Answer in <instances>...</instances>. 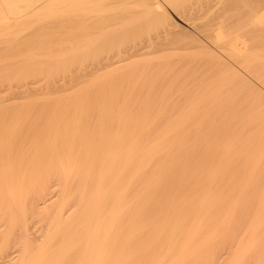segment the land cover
<instances>
[{
    "label": "bare ground",
    "instance_id": "bare-ground-1",
    "mask_svg": "<svg viewBox=\"0 0 264 264\" xmlns=\"http://www.w3.org/2000/svg\"><path fill=\"white\" fill-rule=\"evenodd\" d=\"M166 1H168L171 4L172 9L174 8L178 12L179 16L181 17V18L180 17L179 18L182 19V22H184L187 25L188 29L184 28L182 26H181L182 28L179 27V25H177L178 23L174 24L175 23L174 21H173L174 23L170 22L169 19H171V18H168L167 12L166 11H165L166 13L163 12V10L161 8L164 5L161 6V4L158 0H0V30L5 31V30H8L12 27H16V26H20V25L22 28L25 24L29 25V29L31 28V30L34 34L40 33V32L42 33V31H44V32L47 31L45 33H49L51 31L57 30V29H61V32H62V29H66V30L68 29L70 31V33H72L71 35H69L70 33L69 34L67 33L68 34L67 36H69L68 38H70V40L67 38L66 35H64V36H66V41L68 39L67 43L71 42V44L69 43L68 49L65 50L63 48L64 47L67 48L66 47L67 45L64 46V44H62V42H61V45H63V48L61 47V49L65 50V51L68 50L70 53H72V51L75 52L77 54V57L75 56V53H74V56L76 57L77 60L79 59L78 61H80V64H82L83 62H85V61L87 62L89 60L88 59L89 55H90V53L92 54V52L90 51V48L91 49L93 48L91 46L96 44V42L99 39L103 40V39H101V38H103L102 36H105L108 33L114 31L115 29L112 30L111 28H113L116 25H120L119 23H122L123 21L126 22V21H129L132 19V22H133L135 20L134 21L135 26H136L137 22L138 23H140V22L152 23L153 25H155V23H156L157 24L156 27H158L159 24H162V23L164 24V27H162L161 29H160L161 26L159 25L160 26L159 32L157 31L158 28H157V30H155L156 28L154 27L153 30H155L157 32H154V33L152 32V34L154 35L155 33H157V35L156 36L154 35L155 37L153 38V35L151 34L152 35L151 40L146 42V45H143L144 42L142 43V46H140L137 43L138 45H133L134 47L131 46L132 48L131 47H129V48L124 47L123 48V46H122L123 49H121V48L118 49V45H120V47H121V43H120L121 40L119 37L123 34L118 33L119 31L117 32L118 29L119 30L122 29L123 25H121V27H120L121 29L118 26H116V27H118V29L116 28V30L114 32L118 33V38L115 37V36H117L116 33H115L116 35H114V33H113L114 37L111 36V34L108 35L111 37V38L108 37L109 40H107L108 38L107 39L105 38L107 36L104 37L105 38L104 44L106 41H108L105 44V45H107V46H105V50L107 47L106 55H104V54H102L104 56L99 55V56H101L99 58L97 56L98 60H97V58H94L97 60V61L95 60V62H94V60L91 59L94 62V63H91L93 65L91 66V64L88 62L90 64L91 68L87 63L85 65V67L86 68L89 67L90 69H88V70L85 69L84 72L82 71L83 73H81L80 71H78L80 73L76 72L78 70L77 66H79V65H77L76 66L77 69L75 67L74 68L76 70L73 69L77 74L75 72H74L75 75H73L74 73L71 74L73 72V70H72V72L70 73L72 75V76L70 75L71 78L69 77V75L62 76V77H66V79H67V77H68V79L69 78L70 79L69 80L65 79V81L63 83H58V85L56 84L58 89L63 88L62 90L60 89L61 91H63L66 87H70L75 82L76 83L77 82L82 83L81 81H83V80L89 81V79H87V78H90V77L95 78L96 76L98 77L102 73V71H107V69L109 71V69H111L113 67L115 68V67L121 65L122 63L125 64L126 61H127L126 63H129L128 61L130 59H132L133 57L135 59L139 58V57H135V56H139V54L142 51V49L144 48V46H145V48L148 46L147 47L148 50L150 48V51H148V50L144 51L145 48L143 49V52H141V53H143L144 55L150 54V52L153 48H155V49L152 50V54L157 49L158 50L157 52L164 51L165 55H166L165 51L166 52L167 51L168 52L169 51H175V52L183 51V52H185L187 50L193 49V47L195 46L194 44H196V48H197V45H198L197 43L201 44L202 39H201V43L198 42V39H195L194 36L192 35L193 32L199 33V36H201V38L207 40L210 43L213 42V43H211V45L212 44H213V46L215 45L217 48L224 51V53H227L228 55L232 56L233 58L240 59L241 61L243 60L244 63H245V61H250L252 58H250L246 43L244 42V40H242V35L246 32L252 33V32L257 31V35L263 36V38H264V13L263 14L261 13V15H259L260 13L258 14V12L260 11L259 10L260 7H258L259 11L258 12L256 11L257 16H254V23L256 24V27H253L254 29L252 28V30H249L248 24H247V28H248L247 30H249V31H246L245 27L241 26L237 29V34L236 35L234 34L235 36H231V34H227V29H230L232 22H228L227 20L218 22L215 18L214 13L211 14V12L208 11L211 8L210 7V1L207 0L204 2L203 0H201L204 2V3H202L201 1L197 0V1H199V3H202V4H199V5L198 4H192L191 6H193V7H190V5L187 4L188 2H185V0H166ZM232 1H234V0H232ZM263 1L261 0L260 2H263ZM258 2L259 1H257V3ZM231 3H229V4H231ZM248 3L252 4L251 1ZM253 3H254V1H253ZM170 4H168V5L170 6ZM190 4H191V2H190ZM223 6L225 8V5H223ZM201 10L207 11L210 14L206 13V14H208V17L207 18L205 17L206 18L205 22H203L204 20L201 21V19H200V21L202 23L201 22L197 23L196 19H198V16H200V14H202ZM220 10H223V9H220ZM261 11L263 12L264 10H261ZM246 12L248 13V11H246ZM136 14H138V17L135 16ZM230 15H231V13H230ZM202 16H204V15H202ZM234 16H235V14H234ZM239 16L237 15V18L240 20ZM133 18H136V19H133ZM137 19H139V20H137ZM233 19H236V18H233ZM250 20H251V18H250ZM241 21H242V19L240 20V22ZM101 24H102V26L107 24V26L105 25L104 29L102 27H100V29H102V30L96 29V28H98L99 25L101 26ZM108 24H114V25L113 26L111 25L112 26L111 27ZM152 24H151V26H152ZM132 25H133V23H131V26ZM135 26H132V28H134ZM138 27L140 28V26H138ZM129 28H131V27L129 26ZM129 28H127V29L131 30V31L135 30V29H132V28L129 29ZM139 28H137V29L139 30ZM137 29H136V32L138 31ZM147 29H148V26H147ZM128 30L122 29L120 32L125 33V31H126L127 34L131 33V31H128ZM148 31H150V30H148ZM16 32L17 31H15V33ZM63 32H66V31H63ZM190 32H191V34H190ZM9 33H10V31H9ZM52 33H54V31ZM55 33H56V31H55ZM19 34L22 35V33H19ZM25 34H27V33L25 32ZM61 34H63V33H61ZM119 34H120V36H119ZM11 35H12V33H11ZM16 35H17V33H16ZM13 36H14V34H13ZM150 36H149V38H150ZM181 36H183V37L186 36V38H184V40H183V37H181ZM252 36H254V35H252ZM46 37H47V35H46ZM123 37H124V35H123ZM180 37L182 38L181 41H183V42L180 41ZM189 37H190V39H189ZM187 38L190 41H187ZM258 38H262V37H258ZM51 41H52V43L56 42V41L54 42V40H51ZM144 41H146V40H144ZM254 41H253V43H254ZM42 42L45 44L46 42L47 43L50 42V40L46 41V42H44V41H42ZM188 42L192 46H189ZM256 42L257 41H255V43ZM37 43H36V45L34 44L35 47H33V48H35V50H36L37 45H38L37 48H40V47L46 45V44L44 45L43 43H40V42H37ZM56 43H58V42H56ZM99 43H101V41ZM55 44H53V45H55ZM59 44L60 43H58L57 46L56 45L55 46L58 47ZM98 44H96V45L98 46ZM102 44H99V45L102 46ZM122 44H124V43H122ZM47 45L49 46L50 44L48 43ZM69 45H71V46L69 47ZM32 46H33V44H32ZM55 46H53V48ZM103 46H102V49H103ZM151 46H153V48ZM262 46H264V44ZM2 48H5V47L0 45V49H2ZM50 49H51V47H50ZM199 49H201V47H199ZM40 50H41V48H40ZM57 50H58V48L54 49V51H52V52L56 53ZM197 50H198V48H197ZM65 51H62V52H64V55L69 53L68 51H67V53ZM213 51H214V49H213ZM30 52H33L34 55H36L35 51H30ZM52 52H50V53H52ZM100 52H101V50H100ZM146 52H148V53H146ZM57 53L54 55L57 56ZM180 54H182V53H180ZM96 55H97V53L95 50V56L93 54L91 56L96 57ZM176 55H177V53H176ZM20 56H22V55H20ZM52 56H53V54H52ZM55 56H53V57L49 56V61L52 58L53 59L56 58ZM173 56H175V55H173ZM186 56H187V54H186ZM189 56H192V55H189ZM218 56L216 57L217 60H219ZM140 57H141V54H140ZM214 57H215V55H214ZM226 57H227V55H226ZM22 58H25V56ZM29 58H30V55H29ZM33 58H35V56H33ZM15 59H13V60L15 61ZM26 59H27V57H26ZM60 59H62V57ZM139 59H141V58H139ZM222 59L223 58H221L220 60H222ZM31 60H30V62H32ZM169 60H171V59H169ZM174 60H176V59H174ZM191 60H194V59H191ZM208 60H207V62H208ZM51 61H50V64H53V62L55 63V61H52V63H51ZM72 61H73V59H72ZM72 61H71V64H72ZM33 62H35V60ZM36 62H39V61H36ZM76 62L77 61L75 60V63ZM130 62H131V60H130ZM177 62H178V60H177ZM194 62H195V60L192 63L189 61H188V63H181L179 68L176 66L177 67L176 72L175 73L172 72L174 75L172 74V76H170V78L167 77V78H169V81L175 80L177 82V80H181L183 78V74H184L185 70L189 69L191 67V64L193 65ZM220 62L218 61V63H220ZM257 62H258V60H257ZM78 63H76V64H78ZM135 64H136V62H135ZM196 64H198V63H196ZM73 65H74V63H73ZM83 65H84V63H83ZM178 65H179V63H178ZM202 66H204V65H202ZM167 67H168V65H167ZM70 68L71 67H69V69ZM82 69H83V67H79V70H82ZM175 69H174V71H175ZM32 70H33V66H32ZM115 70H116V68H115ZM231 70H232V68H231ZM35 71L37 72L38 70H35ZM64 71L65 70H63V72ZM224 71H225V69H224ZM113 73H114V71H113ZM163 73H164V71H163ZM25 76H27V75H25ZM5 79H7L6 76H5ZM13 79H14V77H13ZM52 79H51V81H52ZM54 79H56V78H54ZM165 79H166V77H165ZM39 80H40V78H39ZM91 80H90V82H91ZM100 80L96 79V82L100 81ZM103 80H105V79H103ZM56 81L59 82V79ZM166 81H164V82H166ZM13 82L14 81H12V83ZM57 82H55V80H54L52 83L55 84ZM172 82H174V81H172ZM19 83H20V81H19ZM38 84H39V82H38ZM53 84L52 85L50 84V85L52 86V90H55L56 86L54 85L55 87H53ZM98 85H99V83H98ZM78 86L81 87V85H78ZM34 87H32V88H34ZM5 88L7 90V87H5ZM39 88H38V91L41 90ZM74 88H72V89H74ZM85 88H84V90H85ZM10 89H12V88H10ZM23 89H26V88H23ZM58 89H57L56 93L58 91H60ZM48 91H47V94H48ZM81 91H82V89H81ZM9 92H11V91H9ZM9 92H8V94H9ZM32 92H34V90H32ZM44 93H45V90H44ZM82 93H84V92H82ZM85 93H87V92H85ZM16 94H17V92H16ZM23 95L25 96L24 93H23ZM68 95L69 94L67 93V96ZM12 96H15V94ZM58 96L59 95H57V97ZM64 96H66V94ZM64 96H63V98H64ZM18 97H16V98L18 99ZM60 97H62V95ZM60 97H58V98H60ZM26 98H28V97H26ZM46 99H47V97H46ZM48 99H50V98H48ZM68 100H69V97H68ZM0 102H1V98H0ZM52 104H54V103H52ZM72 104H73V102H72ZM87 104H89V103H87ZM67 105H68V102H67ZM9 110H10V107H9ZM18 110H20V109H18ZM46 110H48V109H46ZM67 110L63 112L65 115L61 114L62 117L63 116L66 117V115L70 116V114H72L70 111H67ZM15 111H16V109H15ZM54 112H56V111H54ZM57 113H58V111H57ZM59 113H61V112H59ZM59 113L57 115L61 116V115H59ZM86 113H87V110H86ZM54 114H56V113H54ZM38 116H39V114H38ZM98 116L101 117L100 115H98ZM115 116H117V115H115ZM62 117H60V118H62ZM60 118L55 119L57 121L59 119L58 122L50 123V124H48V126L46 125L47 126L46 128H48V129H45L44 132L39 131V129H40L39 128L38 129L39 133L42 132V134H43L47 130L48 134L47 133H45V134H47L48 137L53 136L54 140L58 139L57 137L59 135L58 132L61 130L60 128L63 127L62 129H65L67 127V125H69L68 121H66L67 122L66 123L64 120V123H66V124H64L62 121L63 118H62V120H60ZM69 118H71V116ZM69 118L67 117V119H69ZM94 118L96 120V116ZM94 118H92L93 123H94ZM4 119H6V117ZM87 120H89V118H87L85 121H87ZM98 120H99V122H100V120H101V122H103L102 118L98 119V117H97V121ZM69 121H70V119H69ZM90 122H91V120L89 121V123L87 121V123L90 124V127H91ZM101 122H100V124H101ZM29 123H30V121H29ZM4 124L3 125L0 124V126L1 125L5 126ZM77 124L75 126H77ZM83 124H86V123L84 122ZM88 124H87V127H84L82 124H80L79 128L82 125L83 128L88 129L87 131H89L90 133H86L87 132L86 130L83 131L82 126H81V128H82L81 132H77V131L72 132L75 128H77V127H75V128L73 127V129H71V132L67 131L66 134L64 135V138H62L61 141L59 140L60 144H58V146L59 145L60 146L59 147L57 146L58 149L53 148L54 150H52V151L50 150V154H48L46 156V158H44L45 160L43 159V161H41V163L39 162V163H35V164L34 163L29 164L31 166L30 167L27 166L26 167L27 169L26 168L24 169L23 168L24 166L18 165L21 163V161H20V163L17 162L18 164H16V163L11 164L8 161V159L10 157H12L13 155L15 156V154L20 152L19 150L22 147L20 143L17 144L18 142L14 141L16 144L15 145L16 147H12V146L9 147L8 146V148H4V146H0V201H1L0 209H3V211L7 215L10 212L11 217H10V219L7 220L8 223H10V224L13 223L12 224V226H13L15 224V221H16L21 226V232L18 235H15V237L12 238L13 240L11 239V236H9L10 239L9 238H3L4 236L0 237V264H264V180H253V179L248 178V180H246L244 182L241 181L242 183L239 181V183L237 184V182L231 183L230 180L229 181L225 180V178H224V181H220V182L215 183V182H212L213 178H212V180H209V178H208V182L207 181L206 182L205 181L204 182H202V181L198 182L195 180L196 183H193V184L191 183L193 181H190V184H188L190 179L188 180V183L187 182L185 183V181H183V180H181V181L177 180V182L180 181L179 183H181V182L185 183V184L184 183L179 184V183L175 182L174 178H173L174 180L173 181L171 180V182H170L169 178L165 177L166 179L169 180L170 183H173V184L176 183V185H173V184L169 185L170 183L167 180V182L169 184H167V185L165 184V185L168 186V188H169L168 189V188H166V186L164 184L162 185L161 183L158 182V179H157L158 176L157 177L152 176L153 184H151L152 183V181L150 180L151 178L149 179V181H151V183H149V181L145 182L144 180L146 178L143 180L145 183H143L142 177H141L142 175L140 176V174H143V176H144L145 172H147V174H148L149 170H151V172L153 174V171H156V169H157L155 167V165H157L156 163H159L158 160H159L160 156L159 157L157 156L158 160L156 157H154V158H156L155 164H154V158H153V154H154L153 151L157 150V148L155 147L154 150H152L151 148H145V149L139 150V152H137L138 151L137 149H136V151H134V149L130 148V147H128L127 149L125 148L123 150V148H121L122 147L121 141L123 140L122 138H119L116 135H115L116 137H114V136L109 137L112 134H110V135H108V137L104 138V134H105L104 132L107 131L108 129L104 131L103 130L104 128H102L103 125L100 126V124L97 122V124L100 127H98V125L96 123H95V125L92 124V127L94 125V126H97L96 128H99L98 129L99 133L98 132L96 133V131H95V133L97 135H99V139L97 140L96 134L89 130ZM119 125H121V124H119ZM71 126H72V124H71ZM7 127H8V125H7ZM31 127H32V125H31ZM92 127L90 128L91 130H93ZM28 128H30V126H28L26 129H28ZM79 128H77V129L79 130ZM81 128H80V130H81ZM93 128H95V127H93ZM108 128H109V130H113V129L117 128V125L115 123H111L110 126H108ZM119 128H120V126H119ZM14 129H15V127H14ZM26 129L25 130L23 129V131H20L23 136H24L23 132H25ZM31 129L34 130L36 128H31ZM42 129H40V130H42ZM124 129H126L125 126H124ZM10 130H12V129H10ZM48 130H49V132H48ZM65 130H68V129L66 128ZM65 130H64V132H65ZM15 131H16V129H15ZM29 131H31V130H29ZM29 131H27V133L26 132L25 133L29 134L28 133ZM34 131L36 133L37 129ZM12 132H10V135L14 133V132L13 133ZM108 132L110 133V131H108ZM1 133H2L3 138H4L5 133L3 134L2 129L0 128V134ZM39 133L37 132V134H39ZM159 133H161V132H159ZM8 134H9V132H8ZM41 135H39V136L41 137ZM159 135L160 134H158V136ZM26 136H28V135H26ZM162 136H163V133H162ZM165 137H167V136L164 133L163 138H165ZM12 138H13V136H12ZM25 138H23V139H25ZM131 138H132V135H131ZM194 138H196V137H194ZM59 139H61V138H59ZM147 140H148V138H147ZM21 141H22V139H21ZM21 141H19V142H21ZM56 141H58V140H56ZM140 141L142 142V139ZM175 141L176 140H174V142ZM27 142H28V140H27ZM136 142H137V140H136ZM159 142H158V145H159ZM24 143H25V141H24ZM55 143H53V144L55 145ZM129 143H131V142H129ZM9 144H11V142ZM46 144L47 143H45V145ZM72 144H73V146H75L74 151H76L78 149L77 153L72 151V149L74 147L72 149L70 148V147H72ZM133 144H137V143H133ZM94 145H97V149H96V147H95V149H93ZM145 145L142 144V146H145ZM154 145H152V146H154ZM158 145H156V146L158 147ZM163 145H164V143H163ZM165 145H166V143H165ZM175 145H176V143H175ZM175 145H173V146H175ZM230 145H232V144H230ZM36 146H37V144H36ZM40 146L42 147V145H40ZM138 146H140V144ZM27 147H29V146H27ZM76 147H77V149H76ZM152 148H154V147H152ZM167 148H168V146H167ZM40 149H43V148H40ZM162 149H163V147H162ZM182 149H184V148H182ZM83 152H84V154L82 155ZM133 152H137V153H133ZM154 152H157V151H154ZM162 152H164V150ZM78 153H80L79 155H81L82 160H85V161H83L85 163L82 164V162L80 160H78L77 155H75ZM158 153L160 154L159 151L157 152V155H159ZM19 155H21V154H19ZM45 155H44V157H45ZM154 155H156V154H154ZM211 155H213V154H211ZM73 156H74V158L76 157L75 158L76 160L73 159ZM83 156H85V159H83ZM165 156H164V158H165ZM15 157H14V159H15ZM29 157H30V155H29ZM78 157H80V156H78ZM258 157H260V156H258ZM81 158H79V159H81ZM176 158L178 159V157H176ZM71 159H73L74 161L78 160L77 162L80 161V163L82 165H80V166L78 165V167H74L75 164L71 163ZM174 160H175V158H174ZM152 161H153V166L151 164ZM185 161H187V160H184V162ZM77 162H75V163L77 164ZM212 162H214V161H212ZM150 165L152 166V168ZM160 165H161V163H160ZM160 165L158 166V169H159ZM220 165H222V164H220ZM148 166H150V169L148 171H145L146 170L145 168ZM175 166H177V165H175ZM210 166L211 165H209V167ZM153 167L155 168V170ZM216 168H218V166ZM219 168H222V167L219 166ZM164 169H163V172H164ZM168 169H170V168L168 167ZM252 169H254V168H252ZM53 171L55 173L57 171L58 179L56 178V176L55 177L52 176L53 174L51 175V173ZM142 172H144V173H142ZM156 173H157V171L153 175H155ZM181 173L183 175H184V173L186 174L185 171H184V173L183 172H181ZM215 173L216 172H214V174ZM254 173L255 172H252V174H254ZM165 174H166V172H165ZM210 174H212V173H210ZM210 174L208 176H211ZM49 175L51 177H49ZM139 176L141 179H139ZM223 176H225V175H223ZM159 177H160V175H159ZM213 177H215V176H213ZM220 177H222L221 174H220ZM249 177L251 178V176H249ZM49 179L52 181V182H50L51 185L49 184L50 185V187H49V185L46 184L47 188L49 187L48 188L49 190L47 192H44V190L46 188V186L44 187V184H45V182L50 181ZM153 179L156 180V183ZM139 180L142 183L138 182ZM147 180H148V177H147ZM165 181H162V182L166 183ZM209 181H211V182H209ZM60 182H61V184L63 183V185H64V188L62 186L63 192L60 189L57 190V185H60ZM139 183H141L140 187H138ZM170 186L173 188H170ZM35 187H37V191H36L37 194L34 191H32V189L34 190ZM237 188H240L241 190H238ZM235 189H237V190H235ZM233 190H235V192L238 191L239 193L237 192L236 194H234V193L231 194V191H233ZM31 191H32V193L35 194L34 197H32ZM244 191H246V192L244 193ZM30 198H31V200H30ZM3 211L1 210V212H3ZM7 211H8V213H6ZM1 214H3V213H1ZM4 221H6V220H4ZM4 224H3V222L0 224V234L2 232L1 229L4 228L3 227ZM15 225H17V224H15ZM6 228H7V226H6ZM11 233H14V232L11 231ZM11 233H9V234H11Z\"/></svg>",
    "mask_w": 264,
    "mask_h": 264
},
{
    "label": "rangeland",
    "instance_id": "rangeland-1",
    "mask_svg": "<svg viewBox=\"0 0 264 264\" xmlns=\"http://www.w3.org/2000/svg\"><path fill=\"white\" fill-rule=\"evenodd\" d=\"M158 1L160 2L161 6L164 5L161 8H162L163 12H165V11L167 12L168 18H171V19H169L170 22L174 21L175 23L174 22L173 23L174 24L178 23L177 25H179V27L182 26L184 28H187V25L184 22H182V19H180L181 17L179 16L178 12L174 8L172 9L171 4L168 1H166V0H158ZM199 1H201V0H199ZM199 1H197V0H185V2H188L187 4H189L190 7H193V6H191L192 4H198L199 5V4L204 3L207 0H203L204 2L201 1L202 3H199ZM208 1H210V7L212 8V9L210 8L211 10L209 9L208 11H210L211 14L214 13L215 18L218 22L226 21V20L228 22H232V25L230 24L231 25L230 29H227V34H231V36H235L237 34V29L241 26L245 27L246 31L252 30L253 27H256V24L254 23V16H257V12L259 10H260L258 12V14L260 13L259 15H261V13L262 14L264 13V11L263 12L261 11V10H264V3H263L264 1L263 0H262L263 2H260L261 0H249V1L248 0H237V1L236 0H234V1H232V0H228V1L227 0L226 1L225 0L224 1L223 0H215V1L214 0H208ZM250 1L252 2V4L248 3ZM253 1H254V3H253ZM257 1H259V2L257 3ZM190 2H191V4H190ZM229 3H231V4H229ZM168 4H170V6ZM223 5H225V8ZM258 7H260L259 10H258ZM220 9H223V10H220ZM246 11H248V13ZM206 13L210 14L207 11H202V14H200V16H198V19H196L197 23H200L202 20H204L203 22L206 21L205 19L208 17V14H206ZM230 13L232 16L230 15ZM234 14H235V16H234ZM202 15H204V16H202ZM237 15L238 16L240 15L239 18H240V20L242 19L241 22L237 18ZM135 16L138 17V14H136ZM233 18H236V19H233ZM250 18H251V20H250ZM133 19H136V18H133ZM200 19H201V21H200ZM137 20H139V19H137ZM134 21L132 22V19L129 21H126V22L123 21L122 22L123 24L119 23L120 25H116V26H118L120 28L121 25H123L122 29L128 30L127 28H129V26L131 28H132V26H135ZM131 23H133L132 26H131ZM144 23L145 22H140V23L137 22L136 23V26L134 28H132V29H135L134 31L136 32V29L139 28L138 26H140L139 30L137 29L138 31L136 33L134 31L128 30V31H131V33L127 34L125 31V33H126L125 34L124 32L123 33L120 32L122 30L121 28H120L121 30H119L118 27H116V26L111 28L112 30L113 29L116 30V28H117L118 29L117 32L119 31L118 33L124 35V37H123V35L120 36V34H119V36H120L119 38L121 40V42H120L121 47H120V45H118V49H120V48L123 49L124 47L129 48L131 46L134 47L133 45H138V44L140 46H142L143 42H144L143 45H146V42L151 40V37L153 35L152 32L153 33L157 32V31L159 32V30L162 27H164L163 23H162L163 25L159 24L161 27L159 25H158V27H156V25H157L156 23H155V25H153L152 23H145V24ZM114 24H108V25L113 26ZM151 24H152V26H151ZM247 24H248L249 30H247L248 29ZM27 25L26 24L24 26L22 25L23 26L22 28L20 25V26H16L17 28L12 27V28L5 30V31L0 30V45L5 47V48H2L3 50L0 49V64H1L0 65V72H1L0 73V78H1L0 79V98H1V102H0V121L1 122H0V124L3 125L5 123L4 124L5 126H2V125H1L2 127L0 126L3 134L5 133L4 138H3L2 133L0 134V146H4V148H8V146L9 147L10 146L16 147L15 146L16 141L18 142L17 144L20 143L22 146L19 150L20 152H18L21 155H19L17 153L18 155L15 154L16 157L13 155L12 156L13 158L10 157L8 159V161L11 164H15V163L18 164L21 161V163L18 165L24 166L23 168L25 169L27 166H29V167L31 166L29 164H33V163L35 164V163H39V162L41 163V161H43V159L46 158V156L48 154H50V150L51 151L54 150L53 148L58 149L57 146H58V144H60V141L62 140V138H64V135L66 134L67 131L71 132V129H73V127L79 128L80 124H82L84 127H87V124L89 123L90 120H91V122H90L91 127H92V124L95 125V123L97 124V122L100 124L101 120H100V122H99V120L97 121V117H98V119L99 118L103 119L102 120L103 122H101V124H100V126L103 125L102 126V128H104L103 130L105 131L108 129L107 131L104 132L105 133L104 138L108 137V135H110V134H112V135L109 137L118 136L119 138H122L123 140L122 141L120 140V141H121V145H122L121 148H123V150L125 148L127 149L128 147H130V148H133L134 151H136V149H137L138 150L137 152H139V150H141V149L151 148L152 150H154L156 147L157 150H154V151L160 152V154L158 153L159 155H157V152L153 151V153L156 154V155L153 154V158L156 157L158 160V157L160 156L159 160H158L159 163H156L157 165H155V167L157 168L156 169L157 173L155 175H153L156 171L152 170L153 171V174H152L151 170H149L151 165L148 166L149 168L146 167L145 171H148V170L149 171H148V174H147V172L144 171L145 172L144 176H143V174H140V176L142 175L141 176L142 181L145 178H146L144 180L145 182H148L150 178H151L150 180L152 181V176L153 177H157V176L159 177V175H160V177L159 178L157 177V179H158V182L161 183L162 185L163 184L167 185L171 182V180L173 181L174 179H175L176 183H179L181 180L185 181V183L186 182L188 183V180L190 179L188 184H190V181H193V182H191L192 184L196 183V181H198V182H201V181L206 182L207 181L208 182V178H209V180H212V178H213L212 182H215V183L220 182V181H224V178H225V180H228V181L230 180L231 183L237 182V184L239 183V181L244 182V181L248 180V178L253 179V180H264V46H262L264 44V38H263V36L257 35V31L252 32V33L246 32L242 35V40H244V42L246 43L248 53L250 55V58H252L250 61H245V63L243 62V60L241 61L240 59L233 58L232 56L228 55L227 53H224V51L220 50L219 48H217L214 45L216 47L215 48L213 46V44L211 45V43H213V42L210 43L207 40L201 38V36H199V33L193 32L194 34L192 33V35L194 36L195 39H198V42L201 43V39H202L201 44L197 43L198 44L197 45L198 50L196 48V44H194L195 46L193 47V49L187 50L185 52H183V51H181V52H175V51H169L168 52L167 51L166 52L165 51V53H166V55H165L164 51L157 52L158 50L156 49L155 50L156 53L154 52L152 54V50H154L155 48H153V46H151L153 49L151 48L152 50H151L150 54L144 55L143 53H141V52H143V49L145 48V46H144V48L140 52L141 57H140V54H139V56H135V57H139L141 59H139V58L135 59L133 57L134 59L133 58L130 59L131 62L129 60L128 61L129 63H126L127 62L126 61L125 64L122 63L121 65L115 67L116 70L113 67V68L109 69L110 72L107 69V71H102V73L98 77L96 76L95 78L94 77L87 78V79H89V81L83 80L84 82L83 81H81L82 83L77 82L78 84L75 82L71 86L69 85L70 87H66L63 90L64 91L63 92V91H61L63 88L62 89L60 88L61 89L60 90L56 86V84L58 85V83H63L65 81L66 77H62V76L69 75V77L71 78V76H72L71 74H73L75 72L74 70H76L77 67H78V70L76 71L77 73H80V72L83 73L85 71V69H87V70L90 69L91 66L93 65L91 63H94L96 60L94 58H97V56L99 58L101 56L106 55V53H107V51H106L107 47L105 50V46H107V45H105V44L108 41H106L104 44V41H105L104 39L105 38L107 39L108 37L111 38L110 36H108L110 34L113 37H114V35L117 34V36H115V37L118 38V33L114 32L115 30L108 33L107 35H105L106 34L105 33L104 35L107 37L102 36L103 38H101V39H103V40L99 39L101 41V43H99L100 42L99 40L96 42V44H98V43L102 44L103 43L102 44V46L104 45L103 49H102V46H100L99 44H98V46L96 44H94L96 47L94 45L91 46L96 50L97 55H96V57H94L95 56V50L93 48L92 49L90 48V51L92 52V54L94 56H91L92 54L90 53L89 58H88L89 60L87 59L88 61L87 62L85 61L86 63L83 62L84 63V65H83V63L80 64V61H78L79 59L78 60L76 59L77 54L75 52L72 51V53H70L67 50L69 52V53H67V51H65L66 49H68V44L69 43L71 44V42L67 43L68 39L70 40V38H68L69 36H67L70 33V31L68 29H67L68 31L66 29H62V32H61V29H57V30H53L54 33H52L53 31H51V32L48 31L49 33H45L47 31H45V32L42 31V33L40 32V33L34 34L31 30V28L29 29V25L28 26ZM105 25L107 26V24H105ZM104 26H102V24H101V26L99 25L98 28H96V29L99 30L100 27H102L104 29L105 28ZM147 26H148V29H147ZM154 27L156 28L155 30H157V28H158V30L157 31L153 30ZM159 27H160V29H159ZM131 28H129V29H131ZM100 30H102V29H100ZM148 30H150V31H148ZM9 31H10V33H9ZM15 31H17L16 32L17 35H16ZM55 31H56V33H55ZM63 31H66V32H63ZM18 32L22 33V35L19 34ZM25 32L27 34H25ZM11 33H12V35H11ZM61 33H63V34H61ZM113 33H114V35H113ZM13 34H14V36H13ZM71 34L72 33H70L69 35H71ZM190 34H191V32H190ZM251 34L254 35L255 37L252 36ZM46 35H47V37H46ZM64 35L67 36V38H68L67 41H66V36H64ZM148 35L149 36L151 35L150 38ZM154 35L156 36L157 33H155ZM154 35H153V38L155 37ZM256 35L258 37H262V38H258ZM183 36H181V37H183ZM181 37H180V41L182 40ZM109 38L107 40H109ZM184 38H186V36L183 37V40H184ZM189 39H190V37H189ZM189 39L187 38V41H190ZM253 39L257 42L255 43V41ZM45 40L46 41L50 40V42H48L50 44L49 46L47 45L48 43ZM51 40H54V42L56 41V42L60 43L58 45V47H56L58 43H56V42H55L56 44L52 43ZM144 40H146V41H144ZM42 41L46 42L45 43L46 45ZM253 41H254V43H253ZM37 42L43 43L45 46L40 47L41 48V50H40V48H37V46H38L37 45L36 50H35V48H33V47H35L34 44L36 45ZM61 42H62V44H64V46L67 45L66 46L67 48H65V47L63 48V45H61ZM181 42H183V41H181ZM122 43H124V44H122ZM32 44H33V46H32ZM51 44L52 45L55 44L56 46L53 45V46H55L53 48V46ZM188 44H189V42H188ZM70 46L71 45H69V47ZM122 46H123V48H122ZM189 46H192V45L189 44ZM46 47L47 48L49 47V48L47 49ZM50 47H51V49H50ZM61 47L65 50H62ZM147 47L145 48L146 50L144 49V51L148 50ZM199 47H201V49H199ZM57 48H58V50H57L58 53L55 51L57 53V56H55L54 54H56V53H54L52 51H54V49H57ZM213 49H214V51H213ZM100 50L102 53L100 52ZM30 51H35L36 55H34V53L30 52ZM62 51H65L67 54L65 53L66 55H64V52H62ZM148 51H150V48ZM50 52H52V53H50ZM27 53L30 55V58H29V55ZM74 53H75L76 57L74 56ZM146 53H148V52H146ZM176 53L178 56L176 55ZM180 53H182V54H180ZM52 54L56 58L50 59V61L51 60L55 61V63L53 62V64H50L49 56L53 57ZM102 54H104V55H102ZM186 54H187V56H186ZM20 55H22V56H20ZM99 55H101V56H99ZM173 55H175V56H173ZM189 55H192V56H189ZM214 55H215V57H214ZM226 55H227V57H226ZM24 56H25V58H22ZM33 56H35V58H33ZM217 56H218L219 60H217V58H216ZM26 57H27V59H26ZM61 57H62V59H60ZM12 58L13 59L16 58L15 61ZM98 58H97V60H98ZM221 58H223V59L220 60ZM29 59L30 60L32 59L31 60L32 62H30ZM72 59H73V61H72ZM91 59L94 60V62ZM167 59L168 60L171 59V60L168 61ZM174 59H176V60H174ZM191 59H194L195 62L198 64H196L195 62H194L195 64L194 63H193V65L191 64V67L189 69L185 70V72L183 74V78L181 80H177V82L175 80L169 81L170 76H172V74L176 72L177 67L179 68L181 63H188V61L192 63L194 60H191ZM34 60H35V62H33ZM75 60L77 61L76 63H78V62L79 63L76 64ZM177 60H178V62H177ZM207 60H208V62H207ZM257 60H258V62H257ZM36 61H39V62H36ZM52 61H51V63H52ZM71 61H72V64H71ZM218 61L219 62L221 61V62L218 63ZM88 62L91 64V66ZM135 62H136V64H135ZM73 63H74V65H73ZM87 63L90 66V68L85 67V65ZM178 63H179V65H178ZM31 65L33 66V70H32ZM77 65H79V66H77ZM167 65H168V67H167ZM202 65H204V66H202ZM69 67H71L72 69L71 68L69 69ZM79 67H83V69L79 70ZM231 68H232V70H231ZM34 69L38 70V71L36 72ZM174 69H175V71H174ZM224 69H225V71H224ZM63 70H65V71L63 72ZM72 70H73V72H72ZM78 71H80V72H78ZM113 71H114V73H113ZM163 71H164V73H163ZM75 73L73 75H75ZM25 75H27V76H25ZM5 76L7 79H5ZM164 76L166 77V79ZM13 77H14V79H13ZM167 77H169V78H167ZM39 78H40V80H39ZM52 78L53 79L56 78V79H54L55 82H57L56 80L59 79V82L53 84L52 82L54 80ZM51 79H52V81H51ZM69 79L67 77L66 80H69ZM96 79L97 80L101 79V80L96 82ZM103 79H105V80H103ZM90 80H91V82H90ZM12 81H14V82L12 83ZM19 81H20V83H19ZM164 81H166V82H164ZM172 81H174V82H172ZM38 82H39V84H38ZM114 82L115 83L117 82V83L115 84ZM98 83H99V85H98ZM50 84L51 85L53 84V87L56 86V89L54 88L55 90H52V86ZM78 85H81L82 88ZM31 86L32 87L35 86L34 87L35 89L32 88ZM5 87H7L8 91L6 90ZM10 88H12V89H10ZM23 88H26V89H23ZM38 88L41 90L38 91ZM72 88H74V89H72ZM84 88H85V90H84ZM57 89L60 91H58L56 93ZM81 89H82V91H81ZM32 90H34V92H32ZM44 90H45V93H44ZM9 91H11V92H9ZM47 91H48V94H47ZM8 92H9V94H8ZM16 92H17V94H16ZM22 92L28 98H26ZM82 92H84V93H82ZM85 92H87V93H85ZM67 93L69 94L68 96H67ZM14 94H15V96H12ZM65 94H66V96H64ZM57 95H59L58 97H60L62 95V97L58 98ZM63 96H64V98H63ZM16 97H18V99ZM46 97H47V99L48 98H50V99L47 100ZM68 97H69V100H68ZM67 102H68V105H67ZM72 102H73V104H72ZM52 103H54V104H52ZM87 103H89V104H87ZM9 107H10V110H9ZM45 108L48 110H46ZM15 109H16V111H15ZM18 109H20V110H18ZM53 110L56 112H54ZM66 110L70 111L72 113V114H70L71 118H69L70 116H68V115H66V117H64V116L62 117L61 114L65 115L63 112ZM86 110H87V113H86ZM57 111H58V113L61 112V113H59V115H61V116L57 115L58 114ZM54 113H56V114H54ZM38 114H39V116H38ZM98 115H100L101 117H99ZM115 115H117V116H115ZM90 116L92 118H94L96 116V120L94 118V123L92 122L93 119ZM5 117H6V119H4ZM60 117H62L63 120ZM67 117L70 119L71 122L69 121V119H67ZM57 118H60V120H62L63 123H64V120H65V122L68 121V124H69L66 127L68 130H65L66 129L65 127H64L65 129H62L63 127L60 128L63 132L61 130L58 132V134H59L57 137L58 139H56L58 141L54 140L53 136L48 137L47 136V134H48L47 130L45 132L47 134H45V133L42 134V132L39 133V131L44 132L45 129H48V128H46L48 126V124L58 122L59 119H58V121L55 120ZM87 118H89V120H87L88 123H87V121H85ZM29 121H30V123H29ZM84 122L86 124H83ZM66 123H64V124H66ZM75 123L76 124L78 123L77 126H75L76 125ZM111 123H115L117 125V128L113 129V130H109L108 126H110ZM71 124H72V126H71ZM119 124H121V125H119ZM7 125H8V127H7ZM31 125H32V127H31ZM88 125H89V130L91 132H94V133H95V131H96V133L98 132L99 128H96L97 126L93 125V127H95V128L92 127L93 130H91L90 124H88ZM28 126H30V128L26 129ZM81 126H80V128H81ZM83 126H82V128H83ZM100 126L98 125V127H100ZM119 126H120V128H119ZM124 126L126 129H124ZM14 127H15L16 131H15ZM31 128H36L37 132L39 134H37V132L35 133L34 130H36V129L33 130ZM39 128L40 129L43 128L44 130L43 129L40 130ZM77 128H75L76 130L74 129L72 132H74V131L81 132L82 131V128H81V130H80V128H79V130ZM10 129H12V130H10ZM23 129L24 130L26 129V131H25L26 133H27V131L31 130L28 132L29 134H26L25 132H23V134L26 138L20 132V131H23ZM38 129H39V131H38ZM64 130H65V132H64ZM85 130L87 131L88 129L83 128V131H85ZM108 131H110V133ZM8 132H9V134H8ZM10 132L13 133V134H11L13 136V138L10 135ZM48 132H49V130H48ZM159 132H161V133H159ZM86 133H90V132L87 131ZM162 133H163V136L165 133V135L167 137L163 138ZM25 134L28 136H26ZM158 134H160V135L158 136ZM39 135H41V137ZM131 135H132V138H131ZM36 137L37 138L39 137V138L37 139ZM194 137H196V138H194ZM23 138H25V139H23ZM59 138H61V139H59ZM96 138L98 140L99 135L96 134ZM147 138H148V140H147ZM21 139H22V141H21ZM141 139H142V142L140 141ZM27 140H28V142H27ZM136 140H137V142H136ZM174 140H176V141L174 142ZM19 141H21V142H19ZM24 141H25V143H24ZM10 142H11V144H9ZM129 142H131V143H129ZM158 142H159V145H158ZM45 143H47L48 145L47 144L45 145ZM53 143H55V145ZM133 143H137V144H133ZM138 143L140 144V146H138L139 145ZM163 143H164V145H163ZM165 143H166V145H165ZM175 143H176V145H175ZM36 144H37V146H36ZM142 144L143 145L146 144V145L142 146ZM151 144L152 145L155 144V145L152 146ZM230 144H232V145H230ZM40 145H42V147ZM156 145H158V147ZM173 145H175V146H173ZM27 146H29V147H27ZM167 146H168V148H167ZM95 147L97 149V145H94L93 149H95ZM152 147H154V148H152ZM162 147H163V149H162ZM40 148H43V149H40ZM70 148L71 149L73 148L72 151L75 150V146H73V144H72V147H70ZM182 148H184V149H182ZM76 149H77V147H76ZM163 150H164V152H162ZM77 151H78V149L74 152L77 153ZM137 152H133V153H137ZM79 154L80 153L75 154V155H77L78 160H80L82 162V164L85 163V162H83L85 160H82L81 155H79ZM83 154H84V152L82 153V155ZM211 154H213V155H211ZM29 155H30V157H29ZM44 155H45V157H44ZM78 156H80V157H78ZM164 156H165V158H164ZM258 156H260V157H258ZM14 157H15V159H14ZM173 157L175 158V160ZM176 157H178V159ZM75 158L73 156L74 160H76ZM79 158H81V159H79ZM156 158H154V164H155ZM73 159H71V163L75 164V166L73 165L74 167H78V165L79 166L82 165L80 163V161L77 162L78 160L74 161ZM83 159H85V156H83ZM184 160H187V161H185L186 163L184 162ZM212 161H214V162H212ZM75 162H77V164ZM160 163H161V165H160ZM151 164L153 166V161ZM158 164L160 165L159 169H158V166H159ZM208 164L211 166L209 167ZM220 164H222V165H220ZM175 165H177V166H175ZM152 166H151V168H152ZM217 166H218V168H216ZM219 166H221L222 168H219ZM168 167L170 169H168ZM252 168H254V169H252ZM163 169H164V172H163ZM154 170H155V168H154ZM184 171L186 172V174L184 173ZM144 172H142V173H144ZM165 172L167 175L165 174ZM181 172H183L184 175ZM214 172H216V173L214 174ZM252 172H255V173L252 174ZM210 173H212V174H210ZM209 174L211 176H208ZM220 174L222 175V177H220ZM51 175L54 177L56 176V178L58 179L57 171H56V173L53 171L51 173ZM223 175H225V176H223ZM140 176H139V179H141ZM213 176H215V177H213ZM249 176H251V178ZM49 177H51V176L49 175ZM147 177H148V180H147ZM165 177L169 178L170 182ZM153 180L156 183V180L155 179H153ZM167 180L169 183L167 182ZM177 180H180V181L177 182ZM144 181H143V183H145ZM151 181H149V183H151ZM162 181H165L166 183H164ZM50 182H52V181L50 180V181L45 182L44 187L46 186V188H45L44 192H47L49 190L48 188L51 185ZM138 182H141V181L139 180ZM209 182H211V181H209ZM141 183H139L138 184L139 186L138 185L137 186L140 187ZM176 183L175 184L170 183L169 185H171V184L176 185ZM183 183L184 182H181L179 184H183ZM46 184H48V185L50 184L48 188H47ZM151 184H153V181ZM62 186L64 188L63 183L61 184V182H60V185H57V190L60 189L63 192ZM166 188H168V186H166ZM170 188H173V187L170 186ZM237 189L241 190L240 188H237ZM237 189H235V190H237ZM235 190L231 191V194L232 193L236 194L238 192V191L235 192ZM32 191H34L37 194V192H36L37 187H35L34 190L32 189ZM32 191H31V195H32V197H34L35 194L32 193ZM245 192L246 191H244V193ZM31 198H30V200H31ZM0 203H1V201H0ZM1 210L3 211V209H0V214L1 213H3V214L0 215V224L2 222H3V224L4 223L5 224L3 226L4 228L1 229V231L3 233L1 232L0 237L4 236L3 238H9V236H11V239H12L15 237V235H18L21 232V226L16 221H15V224H17V225L14 224L12 226L13 223L12 224L8 223L7 220L10 219V217H11L10 212L8 213V211H7L6 212V213H8V215H7V214H5L4 211L1 212ZM4 220H6V221H4ZM6 226H7V228H6ZM11 231L14 233H11ZM8 232L11 234H9Z\"/></svg>",
    "mask_w": 264,
    "mask_h": 264
}]
</instances>
